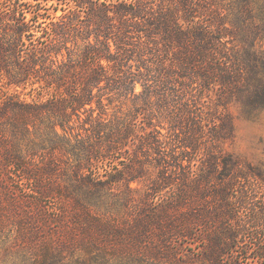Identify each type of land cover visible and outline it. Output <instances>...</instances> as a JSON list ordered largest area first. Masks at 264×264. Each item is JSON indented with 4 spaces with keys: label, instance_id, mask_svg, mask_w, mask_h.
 Returning <instances> with one entry per match:
<instances>
[{
    "label": "trees",
    "instance_id": "1",
    "mask_svg": "<svg viewBox=\"0 0 264 264\" xmlns=\"http://www.w3.org/2000/svg\"><path fill=\"white\" fill-rule=\"evenodd\" d=\"M34 1L0 0V264H223L264 230V170L223 149L231 102L264 112V0Z\"/></svg>",
    "mask_w": 264,
    "mask_h": 264
},
{
    "label": "rangeland",
    "instance_id": "2",
    "mask_svg": "<svg viewBox=\"0 0 264 264\" xmlns=\"http://www.w3.org/2000/svg\"><path fill=\"white\" fill-rule=\"evenodd\" d=\"M24 1V0H23ZM32 3H36L34 0H30ZM102 2L119 5V1L130 2L131 0H101ZM43 5L44 9L48 10V14L54 15L55 7L73 8L77 2L75 0H39ZM63 12L58 11L57 15H61ZM41 22H44L41 20ZM47 23H41V27H46ZM88 22L83 21L81 23L82 29L76 30L71 33V47H75V44L78 43L80 46H83V42L88 39V36H91V40L94 42L95 38L93 33H95L92 27H88ZM40 35V33H37ZM65 53V52H64ZM66 55V54H65ZM142 86L138 85L136 91H142ZM29 90L25 91L28 93ZM27 100H32L33 96L22 95ZM99 98L103 102V111L97 110V113L102 112L104 117L107 119L114 118H123L127 115H130L135 112V110L142 105V100H136L132 94L124 95H110L106 90H103L99 93ZM96 107V106H95ZM154 110L157 113V109L154 106ZM228 112L231 114L233 126H234V136L228 139L224 145L223 149L238 158L244 167L248 168L249 166L259 167L264 170V112L258 113L255 115H247L244 113L240 103L233 101L228 105ZM155 124L158 126V130L164 134L168 135L169 124L165 122L163 118H156L154 120ZM110 164L108 163V166ZM115 165V164H112ZM255 184V183H252ZM258 186V185H256ZM255 199L249 200V205L252 208L264 207V192L260 189L256 190ZM108 198L105 197L104 200ZM109 202L116 206L117 212L123 213V206L120 208L121 203L117 204L113 199H109ZM238 209V208H237ZM238 217L242 221H249V213L244 211L243 208L237 210ZM256 239H264V230L253 231L250 230L249 233L241 234L239 238V243L236 248V251L230 257H227L223 264H264V261L257 258V253L252 251L248 254L247 249H251L253 243Z\"/></svg>",
    "mask_w": 264,
    "mask_h": 264
}]
</instances>
